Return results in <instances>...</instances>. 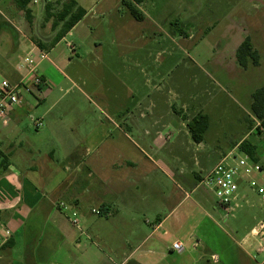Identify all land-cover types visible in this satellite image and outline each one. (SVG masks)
Returning <instances> with one entry per match:
<instances>
[{
	"label": "crops",
	"instance_id": "obj_1",
	"mask_svg": "<svg viewBox=\"0 0 264 264\" xmlns=\"http://www.w3.org/2000/svg\"><path fill=\"white\" fill-rule=\"evenodd\" d=\"M75 1L86 15L58 43L82 29L77 41L67 42L68 59L52 58L53 48L45 51L48 58L38 65L44 80L42 94H33V102L28 97L32 94L23 93L21 104L9 113V123L0 126V151L9 162L7 171L0 172V223L12 230V238L0 249V264H219L220 255L230 250L237 258L231 257L232 263L228 264H255L253 228L241 241H248L251 249L245 250L235 242L236 247L219 244L222 230L218 215H229L216 201H209L206 191H202L204 186L199 184L201 177L231 151L227 146V150H219L208 144L219 138L218 127L225 124L223 116L213 118L209 106H203L200 113L208 115L209 128L204 141L196 143L188 129L195 115L184 120L175 115V107L181 102L166 97L160 86L154 87L156 98L130 90L128 101L120 93L122 89L128 91L119 75L110 78L114 88L107 86L98 96L103 105L101 118L95 119L91 102L64 104L60 98L51 100L56 91L63 92L61 86L66 80L72 81L65 69L73 64L78 75L88 73L91 67L109 74L126 68L128 56L121 53L120 47L127 42L122 43L120 36L130 22L124 5L133 4L144 16L143 21L156 26L169 19L149 18L142 12L147 0ZM180 5L184 7L180 23L202 22L199 0L191 6L182 1ZM29 8L32 10L31 4ZM8 22L11 32L0 29V82L5 77L13 82L21 77L17 64L11 63L13 39L18 34L15 24ZM110 28L115 29L118 38L108 37ZM17 30H21L19 26ZM166 36L153 38L152 44L175 42L173 36ZM107 46L112 47L111 53L103 48ZM83 48L84 57L80 56ZM236 48L237 52L239 46ZM259 54L256 68H261L264 59ZM151 58V53L141 57L136 67L141 72L154 73L157 80L163 79L156 58L151 66L141 65ZM219 58L226 62L220 67L221 74L227 73L241 94L248 96L246 105L250 108L253 93L264 84L255 85L249 68L240 69L236 59L230 64L231 57ZM239 70L243 74L239 75ZM148 98L151 100L147 103ZM190 102L202 103V99L191 96ZM38 123L42 125L38 127ZM213 126L217 127L215 137L211 136L214 140L209 139ZM253 133L254 130L241 138L235 148ZM252 145L257 153L259 149L258 157L264 165V143L254 138ZM192 153L202 157L186 156ZM208 155L212 159L206 161ZM188 201L191 204L184 209ZM61 203L68 209L64 210ZM93 209L103 214L96 215ZM74 212L79 216L80 228L70 220ZM177 242L183 246L181 251L173 250ZM240 255L247 260H241Z\"/></svg>",
	"mask_w": 264,
	"mask_h": 264
},
{
	"label": "rangeland",
	"instance_id": "obj_2",
	"mask_svg": "<svg viewBox=\"0 0 264 264\" xmlns=\"http://www.w3.org/2000/svg\"><path fill=\"white\" fill-rule=\"evenodd\" d=\"M181 1L186 6L198 2V0H147L141 10L149 18L151 15L161 20L169 18L166 23H157V26L151 24L149 20L143 22L135 20L127 5H124L127 11V21L130 22L126 33L120 36L122 43L127 42L123 47H120L121 53L128 56V59L125 60L126 68H121L118 74H109L102 69L91 67L88 73L84 72L82 75H78L75 71L76 64H73L65 69L72 81L66 80L61 86L63 92L58 93L56 91L55 98L53 97L51 100L60 98L64 104L74 101L82 104L92 103L96 110L95 119L101 118L103 117L101 115L103 105H101V97L98 96L103 95L104 88L112 86L110 78L119 75V79L127 83L128 92L123 91V89L120 91L125 98L129 96L130 90L133 92L138 90L150 94L152 99L156 98L157 94H155L154 87L160 86L166 97L177 101V103L178 101L181 102L178 107H175V115L182 120L191 119L194 115L202 112L203 106L207 104L209 106L208 112L213 115V118L218 117L219 114L224 117L223 122L225 124L218 127L219 138L216 137V139L218 138L216 141H208V144L219 150L226 149V146L231 151L240 150L239 147H235L241 138L252 130L254 133L251 138H248V141L252 144L253 139L257 138L264 143V130L259 131L260 122L251 116V110L246 105L248 96L241 94L240 87L235 86V81L227 73L221 74L220 67L226 62H221L219 58V56L227 57L229 60L231 57L233 60L230 61V64H234V59L237 60L236 47L240 46L247 36L252 39L255 48L264 58V0H199L202 4V22L195 25L179 22L183 19L181 12L184 10V7L180 5ZM13 2L11 4L8 1H0V29L3 28V31L11 32L6 26L12 27L8 20H11L16 26L13 27L18 37H15L16 40L13 39L15 41L13 42L14 52H12L13 54L10 53L14 56L11 63L16 65L23 56L33 49V44L36 45L35 40L41 42L45 40L50 41L48 44L51 43L60 29V27L56 30L53 29L55 15L67 0L45 1L38 5L30 2L33 17L31 22L26 18L24 12L20 13L15 7V0ZM47 5L51 6V17L48 16ZM169 21H172V24H169ZM18 26L20 31L17 30ZM81 31V28L78 29L74 32L73 37H67L66 41L56 45L52 49V58L68 59L70 52L67 42L77 41ZM108 33L109 38L116 37L114 28H110ZM166 35L173 36L175 42L171 44L170 41H164L159 44H152L153 38L160 39L162 36L167 37ZM19 37L20 40L18 41ZM103 48H106L109 53L112 51L111 46ZM85 50V48L82 49L80 56H85ZM150 53L152 58L147 62H142L141 65H150L151 61L154 63L156 58L159 64V72L164 76L161 80H157L154 73L141 72L135 65L141 60V57H146ZM75 61H78L76 57ZM55 63L64 70L57 60ZM152 65L154 66V64ZM239 67L243 69L240 65ZM256 67L258 66L250 65L248 73L251 74L255 85L264 84V59L261 68ZM152 69L154 70V68ZM239 73L243 74L241 70ZM5 79L10 80L11 78L5 77ZM200 86H202V90H200ZM113 88L114 86H112ZM66 90L69 92L63 96ZM43 91H45L44 87ZM191 96L195 99H202V103L190 102ZM28 97L33 102L36 101L34 95ZM150 98L146 99L147 103L151 100ZM182 102L186 103L183 104ZM97 109L99 110L97 111ZM235 115L238 116V120L235 119ZM2 125L0 123V126ZM216 129L217 127L213 126V130L209 132V139L211 136L215 137ZM258 153L260 154L259 149ZM199 155L192 153V155L186 156L188 158L189 156L202 157ZM211 159L208 155L206 161ZM240 187L248 201L241 202L242 206L234 213V216L226 217L224 212H220L218 216L222 232L218 234V243L222 242L223 247L226 248L229 246L236 247L237 244L246 250L251 249L247 245L248 241H241L250 234L252 228L264 219V203L249 188L247 183H241ZM202 191H206L212 204L216 203L211 191L204 187ZM93 203V205L98 206L97 202L93 201ZM190 204L191 201H188L184 209H188ZM184 211L186 210L181 209V212ZM254 243L257 245L254 263L264 262V253L258 252V242L255 238ZM239 251L242 250L239 248ZM220 257L219 264H228L230 258H237V255L230 250L222 253ZM240 259L247 260L243 255H240Z\"/></svg>",
	"mask_w": 264,
	"mask_h": 264
},
{
	"label": "built area",
	"instance_id": "obj_3",
	"mask_svg": "<svg viewBox=\"0 0 264 264\" xmlns=\"http://www.w3.org/2000/svg\"><path fill=\"white\" fill-rule=\"evenodd\" d=\"M2 1V0H0ZM50 2L51 0H32L33 4ZM48 55L37 45L33 44L30 50L17 64V71L21 73L20 80L13 82L3 78L0 82V123L7 125L9 123V113L12 109L21 104L23 93L40 96L44 80L38 73L40 61L46 60ZM42 123H38V127ZM241 183H247L249 188L255 192L259 199L264 203V165L256 163L246 153L230 151L224 154L220 161L207 173H205L199 182L216 199L217 205L226 211L227 215H234L242 206V201H248L247 197L241 192ZM64 210L68 206L61 203ZM96 215H102L100 209H93ZM72 223L80 228V219L77 213L70 217ZM251 236L257 239L258 252L264 253V219L261 220L252 230ZM12 238V230L0 223V249L6 245ZM183 246L177 242L173 244L174 251H181Z\"/></svg>",
	"mask_w": 264,
	"mask_h": 264
},
{
	"label": "trees",
	"instance_id": "obj_4",
	"mask_svg": "<svg viewBox=\"0 0 264 264\" xmlns=\"http://www.w3.org/2000/svg\"><path fill=\"white\" fill-rule=\"evenodd\" d=\"M32 0H15L19 10L25 13L26 18L31 22L33 20L32 10L29 4ZM141 3L144 0H134ZM130 14L137 21H143L144 16L142 13L131 3H127ZM46 10L48 16L50 15L51 6L47 5ZM86 15V10L78 5L75 0H67L55 15L53 22V29L56 30L60 27L59 31L53 38L50 44H45L39 40H35V44L44 51H49L54 48L60 40H62ZM8 27V25H6ZM237 62L243 69H248L250 65L258 66L260 64V54L254 47L252 39L247 36L239 46L236 52ZM251 114L260 122L259 131L264 130V86L255 90L252 95ZM209 128V117L206 114L199 113L195 115L188 123V129L192 135L194 142L201 143L204 141L206 131ZM239 149L241 152L248 154L256 163H260L257 149L248 140L240 143ZM0 172H6L9 166L8 158L0 151ZM102 211V210H101ZM103 212V211H102Z\"/></svg>",
	"mask_w": 264,
	"mask_h": 264
}]
</instances>
